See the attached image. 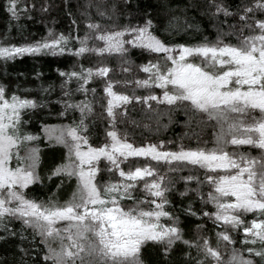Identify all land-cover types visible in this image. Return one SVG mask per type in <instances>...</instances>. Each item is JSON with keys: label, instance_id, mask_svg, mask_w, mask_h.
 <instances>
[{"label": "trees", "instance_id": "16d2710c", "mask_svg": "<svg viewBox=\"0 0 264 264\" xmlns=\"http://www.w3.org/2000/svg\"><path fill=\"white\" fill-rule=\"evenodd\" d=\"M217 5L228 8L229 13L217 12ZM10 7L11 0H0V47L35 44L62 34L69 37L64 46L72 49L62 53L42 49L13 54L7 59L0 57V87L4 88L5 98L11 99L15 94L35 102L34 107L21 109L19 122V134L32 137L21 141L20 148L33 147L37 155L34 168L37 178L22 190V194L37 202L52 200L59 204L72 198L77 179L64 172L52 174L57 165L68 161V148L47 137L50 128L67 132L69 126L79 125L80 135L86 136L93 147L108 143L107 132L114 128L122 139L134 146L155 144L161 151H179L182 147L212 149L222 130L220 121L195 109L189 101L169 104L163 99L165 88L152 81L142 83L149 77L154 79V73L145 71L142 65L159 61L160 67L166 69L165 65L171 64L163 59L164 53L149 52L128 43L124 44L127 51L123 53L96 52L94 49L105 43L99 39V33L118 31L125 25H143L150 18L149 31L165 43L240 46L244 37L259 32L255 21L264 20V8L257 6L256 0H16V15L12 14ZM247 7L252 10L245 12ZM91 24L97 27L92 28ZM133 35L125 33L123 39L131 40ZM81 42L86 47L78 54L75 50L81 47ZM197 55L192 54V58L186 59L199 62ZM101 66L108 68L106 75L93 72L86 84L80 77L68 75L71 72L85 74L84 69ZM109 81L114 82V91L133 97L126 104L114 107V120L106 110L108 96L104 88ZM165 87L169 91L173 89L169 84ZM153 94L157 99L147 102L134 99L135 96L150 97ZM85 104L88 107L82 114L77 105ZM255 114L260 115L258 109ZM241 115L245 117L244 122H249L248 115L241 113H230L229 121L223 122L225 140H230L231 134H242L243 130L228 131V123ZM221 146L236 156L244 154L249 159L256 157L258 161L264 158V150L256 145L222 142ZM145 165L156 171L151 177L139 179L131 190V197L121 198L119 202L128 208L136 203L137 198L143 197L140 206L153 207L150 204L153 197L143 184L162 176L160 183L166 186L164 195L168 201L163 208L170 215L162 216L160 220L168 225L176 218L175 226L181 229L182 240L175 241L167 255L163 252L164 244L146 241L139 253L143 264H212V258L205 257L202 251L204 238L220 253L225 264H230L233 250L240 256L251 255L255 264H264L256 253L247 251L248 248L264 247V243L258 238L253 243L252 234L243 231L245 226L251 227L253 219H264V215L256 210L245 212L238 209L232 214L239 215L242 223L233 226L204 214L217 210L208 199L209 192L215 193V188L206 176L233 170H213L188 161H157L139 156L128 157L120 168L128 171ZM97 169L96 183L101 191L110 181L126 179L111 167L110 162H99ZM7 223V231L0 227V264H52V261H45L44 255L47 245L57 247L55 242L45 241L38 231L34 232L19 218L11 217ZM221 232H227L230 240L219 237ZM184 241L194 243L189 246Z\"/></svg>", "mask_w": 264, "mask_h": 264}, {"label": "snow or ice", "instance_id": "6c2138e0", "mask_svg": "<svg viewBox=\"0 0 264 264\" xmlns=\"http://www.w3.org/2000/svg\"><path fill=\"white\" fill-rule=\"evenodd\" d=\"M257 6L264 8V0H256ZM13 15L17 14L16 0H11L9 9ZM251 7L245 8V12L251 11ZM216 11L229 13V9L223 5H217ZM255 24L259 32L244 37L240 46L231 44L195 45L165 43L159 37L149 31L152 25L147 18L143 25H125L118 31L99 33V39L105 41L103 47L95 48L96 52H126L125 43L141 46L149 52L164 53L163 59L171 61L162 69L157 63L142 65L145 71L153 72V77L144 80L150 81L165 88L163 99L169 104L189 101L197 109L206 112L209 117H215L221 122V133L218 134L217 144L209 150L203 148H180L179 151H161L155 144L134 146L126 139H122L113 128L107 132L111 138L110 143L100 147H93L88 143L86 136L80 135L79 125L67 128V135L71 142L61 136L60 142L65 143L69 149V156H76L77 161L68 160L62 165H57L53 170L64 172L69 177H77V189L70 200L59 204L49 200L47 203L28 199L14 186L23 189L32 183L37 177L34 174L37 160L36 149L27 147L26 155L21 157L17 151L18 164L15 168L8 166L12 159L13 149L21 144V141L31 140L30 135H20L19 122L21 109L34 107L35 102L21 99L15 94L11 99L4 96V88L0 87V227L8 229V219L16 217L22 220L24 225H30L34 232H39L47 241L49 237L59 240L58 247L47 245L44 255L45 261L52 264H143L140 258L141 246L146 241L160 242L165 245L163 252L168 254L172 245L177 240H182L181 229L173 224H162L160 218L170 215L164 210L163 205L168 201L165 198L166 186L160 181L163 177L153 178L143 184L146 192L151 194V208L141 207L144 198H137L136 203L128 208L122 207L119 200L131 197V190L139 179L151 177L156 169L145 165L125 171L120 168V158L151 157L154 160H179L199 164L208 169L233 170L216 176L207 175L206 179L212 182L215 193L209 192L208 199L216 205V211L204 213L215 216L217 221L223 220L235 226L242 223L239 215H234L230 210L241 209L245 212L256 210L264 215V158L260 161L256 157L250 159L241 154L236 156L229 154L221 146L222 142L234 145H256L264 149V20L257 19ZM96 28L97 25L91 24ZM251 27V26H249ZM51 29L49 32L51 33ZM125 33L134 34L131 40L123 39ZM69 37L60 35L43 42L0 47V57L9 58L13 54L21 55L25 52H38L49 49L53 52L72 51L66 48ZM63 42V43H62ZM85 45L75 51L79 54L85 51ZM179 51L176 52L175 50ZM198 54L205 60V66H211L213 70H205V66L193 63L186 57ZM216 65L226 66L217 70ZM85 74L79 72L68 73L69 76H78L86 84L92 78V73L103 76L108 72L106 66L99 68H86ZM113 81H109L104 92L107 93V112L112 120L115 119L114 107L126 104L133 99L127 94L113 90ZM173 86L172 91L167 90L166 85ZM83 88V85H81ZM87 91V89H84ZM134 99H157L153 94L150 97L135 96ZM67 103V102H65ZM81 113L88 105H77ZM259 110L260 115L255 114ZM230 113L247 114L249 122H244V115L228 123L229 133L243 130L241 135L231 134L230 140H225L223 122L229 121ZM112 121H110L111 123ZM83 124V120H81ZM163 143V141H161ZM88 145L86 148L81 145ZM101 157L107 159L112 168L119 171L122 178L118 181H110L104 185L103 191L94 182L95 173L98 171L94 162ZM20 160L28 161L27 165L19 163ZM257 163L260 167L257 168ZM185 179H191L186 177ZM229 196L235 197L230 199ZM159 198V199H157ZM13 202H16L13 204ZM191 211V209H189ZM58 221H67L66 224L57 227ZM245 233L252 234L253 243L258 238L264 243V219H253L251 227L243 228ZM224 240H230L227 232L218 234ZM247 239V237H246ZM191 246L193 241H184ZM202 251L205 257L212 258V264H217L220 253L204 238ZM247 251L256 253L264 262V247L248 248ZM230 264H255L251 255L240 256L235 250L230 257Z\"/></svg>", "mask_w": 264, "mask_h": 264}, {"label": "rangeland", "instance_id": "374dc122", "mask_svg": "<svg viewBox=\"0 0 264 264\" xmlns=\"http://www.w3.org/2000/svg\"><path fill=\"white\" fill-rule=\"evenodd\" d=\"M178 51H179V50H178ZM178 51H176V52H178ZM191 56H192V55H191ZM191 56H190V57H191ZM194 56H195V55H194ZM186 58H187V57H186ZM188 58H189V57H188ZM191 58H192V57H191ZM196 58H197V60H198L199 62H195V63H197V64H201V66H205V60H204L203 57L197 55ZM170 62H171V61H170ZM215 67H216L217 70H219V69H222L223 67H226V66L216 65ZM208 69H210L209 71L213 70V69L211 68V66H205V70H208ZM164 70H166V69H164ZM169 85H171V84H169ZM171 86H172V85H171ZM172 87H173V86H172ZM62 132H63V137H64V139L67 140V141H69V142H71V137H69V136L67 135V132L64 131L63 129H59V128H50L49 131H48V135H47V137H48V138H51V139H54L56 142L62 143V142H60V140L58 139V137L61 136V133H62ZM110 141H111V138H110ZM110 141H107V142L110 143ZM63 144H65V143H63ZM20 146H21V145L16 146V147L13 149V151H12V159H10V160L8 161V166H9L10 168H15V167L17 166V164H18V159H17V155H16L17 151L19 152V155H20L21 157H23V156L26 155L27 148H26V150H23L22 148H20ZM81 147L86 148L87 146L84 145V144H82ZM67 148H68V147H67ZM263 150H264V149H263ZM68 153H69V149H68ZM120 159H121V161H122L120 164H123L125 160H124L123 158H120ZM68 160L77 161V163H78V160H77L76 156L74 155V153H73V155H71V156H69V154H68ZM103 160H104L105 162H109V161H108L107 159H105L104 157H101L98 161L94 162V166L97 167V164H98L99 162L103 161ZM19 163L27 165L28 161H26V160H20ZM256 167L259 168V167H260V164L256 165ZM217 170H222V169H217ZM221 173H222V174H225V172L223 173V171H222ZM76 179H77V177H76ZM94 182L96 183V173H95V180H94ZM96 184H97V183H96ZM97 186H98V185H97ZM14 187H15L18 191H21V192H22V190L25 188V187H24L23 189H20L18 185H17V186H14ZM98 187H99V186H98ZM229 198H230V199H233V200L235 199V197H231V196H229ZM15 203H16V202H13V204H15ZM237 210H238V209H232V210H230V211H231L232 213H235ZM240 210H241V209H240ZM242 211H243V210H242ZM66 223H67V221H58V222H57V227H60V226H62V225H64V224H66ZM48 240H52L53 242H55V243L57 244V247L59 246V240H58L57 238L49 237ZM217 264H225V260H223V258H222L221 256H219V257L217 258Z\"/></svg>", "mask_w": 264, "mask_h": 264}]
</instances>
